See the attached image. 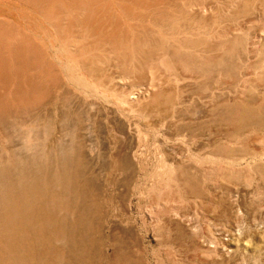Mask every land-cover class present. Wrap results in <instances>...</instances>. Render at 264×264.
<instances>
[{
	"label": "rangeland",
	"instance_id": "374dc122",
	"mask_svg": "<svg viewBox=\"0 0 264 264\" xmlns=\"http://www.w3.org/2000/svg\"><path fill=\"white\" fill-rule=\"evenodd\" d=\"M0 264H264V0H0Z\"/></svg>",
	"mask_w": 264,
	"mask_h": 264
},
{
	"label": "bare ground",
	"instance_id": "6f19581e",
	"mask_svg": "<svg viewBox=\"0 0 264 264\" xmlns=\"http://www.w3.org/2000/svg\"><path fill=\"white\" fill-rule=\"evenodd\" d=\"M36 1H38V2H40V3H43V4H48V3H50L51 0H36ZM146 1H147V0H146ZM151 2H152V0H151ZM154 2H155V1H154ZM105 3H106V2H105ZM142 3H143V2H142ZM107 4H108V3H107ZM199 4L201 5V3H199ZM143 5H144V4H143ZM145 6H146V4H145ZM168 6H169V5H168ZM202 7H203V6H202ZM38 10H39V9H38ZM161 12H162V11H161ZM55 14H56V13H55ZM136 14H137V13H136ZM167 16H168V15H167ZM125 17H126V16H125ZM151 17H152V16H151ZM165 18H166V17H165ZM54 21H55V20H54ZM21 31H22V30H21ZM21 31H20V32H21ZM5 34H6V33H5ZM17 36H18V35H17ZM26 39H27V37H26ZM17 41H18V40H17ZM12 42H13V41H12ZM12 45H13V44H12ZM58 45H59V44H58ZM60 45H61V44H60ZM64 47H65V46H64ZM117 48H118V47H117ZM112 49H113V48H112ZM3 50H4V49H3ZM64 52H65V51H64ZM66 52H67V51H66ZM97 52H98V51H97ZM97 52H95V53H97ZM84 53H85V52H84ZM87 53H88V52H87ZM6 54H8V53H6ZM120 54H121V52H120ZM83 55H84V54H83ZM83 55H81V56H83ZM88 55H89V53H88ZM97 56H98V55H97ZM3 57H4V56H3ZM85 58H86V57H85ZM93 58H94V57H93ZM95 58H96V57H95ZM95 58H94V59H95ZM80 59H81V58H80ZM98 59H99V58H96L95 61H97ZM89 60H90V59H89ZM92 60H93V59H92ZM90 61H91V60H90ZM90 61H89V62H90ZM39 62H40V61H39ZM87 62H88V57H87ZM89 62H88V64H89ZM93 62H94V60H93ZM83 63H84V61H83ZM78 64H79V62H78ZM84 64H87V63H84ZM88 64H87V65H88ZM90 64H91V63H90ZM90 64H89V65H90ZM92 64H93V63H92ZM79 65L82 66V64H79ZM89 65H88V66H89ZM93 65H94V64H93ZM95 65H96V64H95ZM83 66H86V65H83ZM90 66H91V65H90ZM90 66H89V67H90ZM96 66H97V65H96ZM91 67H92V66H91ZM87 68H88V67H87ZM92 68H93V67H92ZM89 69H90V68H89ZM96 69H98V66H97V68L95 67V70H96ZM99 69H100V68H99ZM99 69H98V70H99ZM93 70H94V68H93ZM91 71H92V70H90V72H91ZM91 73H93V72H91ZM122 94H123V93H122ZM122 97H123V96H122ZM129 98H130V97H129ZM129 98H128V99H129ZM124 99H125V98H124Z\"/></svg>",
	"mask_w": 264,
	"mask_h": 264
}]
</instances>
